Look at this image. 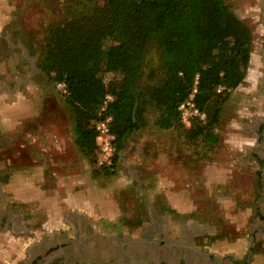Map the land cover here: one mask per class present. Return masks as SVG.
Wrapping results in <instances>:
<instances>
[{"label": "crops", "instance_id": "1", "mask_svg": "<svg viewBox=\"0 0 264 264\" xmlns=\"http://www.w3.org/2000/svg\"><path fill=\"white\" fill-rule=\"evenodd\" d=\"M11 10L8 0H0V31L10 24ZM262 24L264 29V20ZM262 47L251 52L244 80L222 106L214 131L217 141L195 138L175 127L162 129L156 183L134 177L137 170L128 166L131 180L141 183L147 200L150 184L156 185L172 213L189 218L178 225L175 237L169 234L164 215L153 213L169 243L180 245L189 239L197 258L205 256L207 264H264ZM38 71L41 68L34 64L33 73ZM13 78L12 87L7 82L2 87L14 97L0 98V132L7 135L0 151L9 150L0 157V170H11L2 172L0 180V264H98L102 261L95 254L108 247L119 248L118 256L124 259L127 246L142 241L151 225L143 222L135 230L121 217L116 185L127 186L128 179L103 188L91 157L77 143L71 113L45 114L43 104L22 90L37 92L38 83ZM231 107L234 111L229 114ZM225 185L230 192L222 195ZM246 185L253 186L251 192ZM239 188L247 194L246 203L236 211ZM215 194L228 211L219 214L201 207L204 197L208 201ZM133 262L120 258L114 263Z\"/></svg>", "mask_w": 264, "mask_h": 264}, {"label": "trees", "instance_id": "2", "mask_svg": "<svg viewBox=\"0 0 264 264\" xmlns=\"http://www.w3.org/2000/svg\"><path fill=\"white\" fill-rule=\"evenodd\" d=\"M71 1L68 16L40 42L39 66L55 86L67 84L65 102L85 154H97L93 124L107 94L113 96L107 111L113 115L116 163L127 138L145 127L152 102L160 128H186L178 106L197 77L195 99L207 121L196 119L187 132L217 141L222 106L246 76L253 42L252 29L226 0ZM152 50L160 54L157 80L156 72H146ZM102 71L124 76L106 83Z\"/></svg>", "mask_w": 264, "mask_h": 264}, {"label": "rangeland", "instance_id": "3", "mask_svg": "<svg viewBox=\"0 0 264 264\" xmlns=\"http://www.w3.org/2000/svg\"><path fill=\"white\" fill-rule=\"evenodd\" d=\"M236 15L246 22L252 29L253 42L252 50L262 49L264 46V29L262 21L264 20V7L262 5L263 0H226ZM6 2V0H5ZM11 10V22L7 27L0 31V98L3 97L7 100H12L13 93L8 92L2 87L3 82L12 87L15 79L14 76L21 77L22 79L31 80V82H37L39 91L23 87L25 95L32 97L33 101L39 100L42 105V112L51 113V111H57L59 114L70 112L65 100V96L58 90L54 82L50 81L47 73L41 69L37 73H33V65L35 64L39 68V60L41 57L40 42L46 37V34L53 24H58L68 16V8L70 7L71 0H8ZM76 6V5H75ZM77 7V6H76ZM75 7V8H76ZM111 40L105 38L103 41L104 47H108ZM160 54L157 50H152L146 57V72H156L154 75L155 80L159 78ZM146 73V74H147ZM101 75L106 83L111 80H120L124 75L123 72H106L102 71ZM34 79V80H33ZM29 80V81H30ZM31 82H28L31 84ZM111 95V94H110ZM112 96V95H111ZM113 97V96H112ZM60 99V103L56 99ZM42 99V101H40ZM155 100V99H154ZM228 111L230 114L234 111L231 107ZM100 112V111H99ZM157 108L152 104L147 107L145 113L146 125L139 131L130 135L123 150L119 154L118 162L112 168H102L97 164L96 155L91 157L94 173L96 176L102 178V187L108 188L115 186V182H120L122 178L128 181V185H116V196L119 208L121 209V217L134 225V229H139L138 225L143 222L152 223V215L157 212L159 215H164L162 219L170 223L169 234L177 237V227L179 224H183L188 221L189 218L184 219L178 217L172 213L169 203L163 192H158L156 185L150 184V201L147 200L145 192L142 191L141 183H137L136 178L141 180L146 178L150 180V183H156V176L158 171L157 155H158V141L162 140L163 136H160L162 128L156 124L155 120L158 116ZM99 115V114H98ZM181 131L186 132V128L180 127ZM7 135L0 132V148H2L6 141ZM5 149L0 151V157L4 156L9 150L5 152ZM143 151L146 156L144 157ZM151 161V162H150ZM128 166H132L137 170L136 178L131 180V171ZM10 172L11 170H0V180L3 179V173ZM187 172H189L187 170ZM181 187V186H179ZM229 185L222 187V195L224 192L227 194L230 192ZM247 192L253 186L246 185ZM245 189V188H244ZM242 190V188H241ZM202 194L204 190L198 189ZM246 192L240 191L236 195L238 196L237 208L231 206V209L238 211V207H243ZM205 196V193H203ZM235 195V196H236ZM248 196H251L248 194ZM217 195L210 196L208 201L204 197L201 201V207L208 209L213 213H219L228 211L229 207L225 206V203L216 200ZM167 225V224H164ZM243 262V261H242ZM99 264H115L114 262H101ZM133 264H137L133 262ZM148 264H152L151 262Z\"/></svg>", "mask_w": 264, "mask_h": 264}, {"label": "flooded vegetation", "instance_id": "4", "mask_svg": "<svg viewBox=\"0 0 264 264\" xmlns=\"http://www.w3.org/2000/svg\"><path fill=\"white\" fill-rule=\"evenodd\" d=\"M262 5L264 7V0ZM152 219L153 222L149 226V230L143 234V240L129 244L127 254L122 253L124 259L118 256L120 255V253L118 254L119 248L112 249V247H108L103 249L102 252L97 251L95 254L96 260L105 263L108 261L116 262L117 259L121 258V260L133 259L137 264H148L150 262L152 264H207L208 259L205 256L197 258L198 256L189 246V239L180 245L169 243L163 227L158 222L159 219L155 215H152Z\"/></svg>", "mask_w": 264, "mask_h": 264}, {"label": "built area", "instance_id": "5", "mask_svg": "<svg viewBox=\"0 0 264 264\" xmlns=\"http://www.w3.org/2000/svg\"><path fill=\"white\" fill-rule=\"evenodd\" d=\"M198 77L189 96L183 100L179 106V116L182 124L186 129H190L193 122L198 119L202 122L207 121V113L197 105L196 93L198 91ZM56 88L60 90L63 95L69 93L67 84L63 81L58 82ZM225 89V86H219L218 91ZM113 97L107 94L104 104L99 112V117L94 121V130L96 132V144H97V164L102 168H112L115 166L116 149V135L112 131L113 115L107 111V105Z\"/></svg>", "mask_w": 264, "mask_h": 264}]
</instances>
